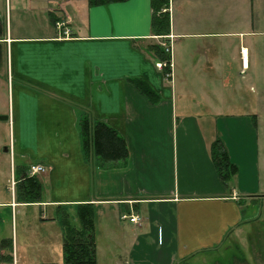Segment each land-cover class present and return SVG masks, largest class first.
I'll list each match as a JSON object with an SVG mask.
<instances>
[{"label": "crops", "instance_id": "obj_1", "mask_svg": "<svg viewBox=\"0 0 264 264\" xmlns=\"http://www.w3.org/2000/svg\"><path fill=\"white\" fill-rule=\"evenodd\" d=\"M25 11L40 16L38 33H24V20H13ZM164 11L170 32L153 38L150 0L100 7L87 0H3L0 73L6 92L0 116L7 120L0 122H8L12 140L3 153L10 157L14 179L10 196L0 199V242L12 240V253L18 249L17 225L24 230L29 209L41 214L39 227L61 233L57 221L63 209L73 214L77 206L90 205L96 264L104 252L97 233L101 222L112 255H127L124 264H176L177 259L185 264L222 247L250 222L244 221L243 203L260 196L242 188L230 151L238 172L226 185L209 154L217 133L231 124L238 150L251 143L255 158L249 171L257 176L261 138L264 143V0H169ZM154 45L168 61L157 58ZM242 48L248 51L246 68ZM135 80L160 101L151 104L131 83ZM245 93L254 96L241 100ZM83 118L117 131L127 158L101 164L93 152L85 153ZM251 121L255 135L245 136ZM31 164L46 168L36 175L42 202L20 203L15 183L29 176ZM3 213L11 219L9 227ZM122 214L135 215L140 223L122 222ZM60 241L59 248L48 246L51 253L62 252ZM5 251L0 248V255Z\"/></svg>", "mask_w": 264, "mask_h": 264}, {"label": "rangeland", "instance_id": "obj_2", "mask_svg": "<svg viewBox=\"0 0 264 264\" xmlns=\"http://www.w3.org/2000/svg\"><path fill=\"white\" fill-rule=\"evenodd\" d=\"M0 5L3 7V0H0ZM24 10V9H22ZM20 17L23 19L24 28L22 31L26 34H32L35 31H39V21L41 20L40 16L34 11H25L22 14L14 15V19ZM46 18H48L46 14ZM38 33V32H35ZM154 38V36H153ZM165 70V68H161ZM2 74L0 73V106L4 105L3 97H5L6 87L5 82L1 79ZM4 79V78H3ZM194 79V78H193ZM5 80V79H4ZM195 81V88H198L197 79ZM241 84L246 83L247 79H240ZM180 82H178L179 85ZM249 89V88H248ZM248 92V91H247ZM254 95H248L245 93L241 95V100L252 99ZM230 98V96H227ZM262 112L259 108V113ZM264 122V120H262ZM260 122V126L263 127V123ZM251 128L248 129L245 127L243 129L245 136H254L255 128L253 121L249 122ZM220 127H225V124L220 122ZM264 137V131L262 132ZM214 137V136H213ZM216 138L221 140V143L224 144V149L226 152L230 151V154L234 157L233 161L237 163L241 179L242 188H246L245 192L251 196H260L256 199H251V201H246L243 203V217L244 221H250L245 224L240 232L236 233L232 239L228 241L217 250L210 252L208 254L195 255L191 260H187L185 264H264V143L262 138L260 139L261 146V156L259 167L254 174H257L253 178V172L250 173L249 168H252L254 171V158L255 153L250 146V144H245L246 149L241 146L244 151L238 150L235 145L237 134L233 132L231 124L228 128H224L222 133H217ZM214 138V139H216ZM221 138V139H220ZM11 139V138H10ZM9 129L8 122H0V199L8 198L10 196L12 185V180L14 179V174L10 170V157L7 154H4L3 151L8 148L9 144ZM12 140V139H11ZM253 140V139H252ZM12 144V143H11ZM15 163H17V158H14ZM237 168V172H238ZM8 182V190H6V181ZM235 183H232L234 187ZM237 190L238 188L235 187ZM3 198V201H4ZM2 212V209H0ZM2 221L7 224L9 227L11 219L9 215L2 214ZM43 215L48 216V212H43ZM41 214L37 209H29L26 214V222L24 230H21L20 225H17V242L18 249L17 252L13 251L9 254L14 257L16 264H42L45 263L47 259L53 262V264H61L62 252L55 251L51 253V250L48 246H53L54 248H59V242L62 240V232L52 231L50 229H45L39 227V219ZM72 221H74L71 218ZM2 222V223H3ZM75 222V221H74ZM2 225V224H0ZM47 228V227H46ZM55 228H59L58 225ZM60 230V228H59ZM10 231V230H9ZM98 235L99 238V247H101L104 252H99L98 262L99 264H113L115 261L121 264H124L125 261H129L127 255L119 254L116 251V256L114 257L110 252L111 246L108 245V240L104 237L103 223L98 224ZM27 238V239H26ZM26 239V240H24ZM24 240V241H23ZM53 240V244L51 242ZM56 240V243H55ZM51 244V245H50ZM8 253L5 251L4 254ZM180 260H176L178 264ZM6 264V263H3Z\"/></svg>", "mask_w": 264, "mask_h": 264}, {"label": "trees", "instance_id": "obj_3", "mask_svg": "<svg viewBox=\"0 0 264 264\" xmlns=\"http://www.w3.org/2000/svg\"><path fill=\"white\" fill-rule=\"evenodd\" d=\"M128 0H87L91 7L107 6L114 3H124ZM152 18L150 22L151 35L156 37L167 36L170 32V19L167 11L169 0H150ZM4 29L0 19V65L2 63L3 47L2 39ZM155 55L162 61H168L160 46L151 47ZM169 68H165L168 72ZM142 95L151 103L160 101L157 95L146 83L139 80L131 81ZM94 123L83 118L79 122L81 144L85 153L93 152V156L101 163L124 161L128 156V149L124 138L113 128L102 121L94 120ZM221 140L216 139L210 148V159L216 168L219 181L226 183L237 173L235 165L230 163L228 153L224 149ZM43 187L36 176H23L15 183L16 200L20 203L35 204L42 202ZM74 217L76 224H72ZM58 224L62 231V264H96L95 250V223L94 212L90 205H79L72 214L63 209L58 218ZM0 248L11 252L12 240H2ZM10 254L0 255V263L11 262Z\"/></svg>", "mask_w": 264, "mask_h": 264}, {"label": "built area", "instance_id": "obj_4", "mask_svg": "<svg viewBox=\"0 0 264 264\" xmlns=\"http://www.w3.org/2000/svg\"><path fill=\"white\" fill-rule=\"evenodd\" d=\"M59 26H63L64 24L63 23H60L58 24ZM63 34L64 35H67L68 32L65 30L63 31ZM166 52H169V50H166ZM240 56H241V64H242V67L243 68H246L247 67V64H248V51L246 48H242L240 50ZM159 69L162 68V64H157L156 65ZM46 172V168L40 164H31L28 168V174L30 176H35V175H38V174H43ZM120 220L122 222L124 221H127L129 223H133V224H139L140 221H139V218L135 215H130V214H122L120 216ZM7 264H16L15 263V260H14V257L12 259V261L10 263H7Z\"/></svg>", "mask_w": 264, "mask_h": 264}, {"label": "water", "instance_id": "obj_5", "mask_svg": "<svg viewBox=\"0 0 264 264\" xmlns=\"http://www.w3.org/2000/svg\"><path fill=\"white\" fill-rule=\"evenodd\" d=\"M5 120H7V117H5V116H0V121H5Z\"/></svg>", "mask_w": 264, "mask_h": 264}]
</instances>
